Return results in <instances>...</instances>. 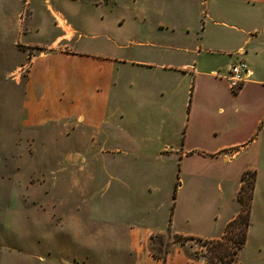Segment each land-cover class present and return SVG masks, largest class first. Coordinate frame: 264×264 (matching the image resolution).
Listing matches in <instances>:
<instances>
[{"label":"crops","instance_id":"0c3cea01","mask_svg":"<svg viewBox=\"0 0 264 264\" xmlns=\"http://www.w3.org/2000/svg\"><path fill=\"white\" fill-rule=\"evenodd\" d=\"M118 1L66 0L55 8L47 0L54 31L49 40L24 39L20 11L14 34L3 28L0 49L25 56L15 64L26 70L22 124L70 125L87 134L111 119V151L121 152L111 160V264H202L185 243L174 242L165 254L157 253L151 237L166 232L221 236L241 209V173L254 169L250 222L237 259L264 264V0H140L134 15L106 14ZM180 4L189 8L190 19L180 18ZM91 8L100 9V15ZM240 58L248 75L233 90L226 74ZM137 91L157 104L144 113L146 118H182L183 143H197L210 159L236 163L233 174L222 176L235 184L234 202L226 203L214 221L196 208L193 198L202 181L195 176L172 189L166 174H132L135 164L128 157L153 143L148 129L129 128V114L124 115L132 111L128 106Z\"/></svg>","mask_w":264,"mask_h":264},{"label":"rangeland","instance_id":"374dc122","mask_svg":"<svg viewBox=\"0 0 264 264\" xmlns=\"http://www.w3.org/2000/svg\"><path fill=\"white\" fill-rule=\"evenodd\" d=\"M79 1L85 0H70L75 4ZM132 1L119 0L120 5L106 9V14L134 15L140 11V0ZM49 2L56 8L66 0ZM46 4L47 0H0V32L4 33L3 28L7 27L6 33L14 34L16 14L20 11L21 28L27 34L24 39L26 36L51 39L54 31ZM123 4L133 7L128 9ZM183 7L180 4L178 9L182 19L188 17L189 10ZM88 11L100 15V9ZM52 16L59 24L62 22L58 13ZM33 23L39 24L40 29L35 30ZM23 57V53L9 47L0 49V264H111L114 242L111 160L117 153L121 154L111 151V119L87 134L70 125L62 128L23 125L21 89L26 70L15 65ZM129 105L132 111L128 109L124 113L129 114V128H146L153 139L142 151L128 157L136 166L132 174L139 177L166 174L172 178V189L176 181L195 176L202 181L196 185L193 198L196 208L214 221L226 203L234 202L235 184L222 176L233 174L236 163L210 159L207 153L198 150L197 143H183L182 118L161 120L157 115L146 118L144 113L156 110L157 104L138 91ZM165 142L173 144L172 147L165 148ZM117 202V207L123 206ZM127 202L132 204L133 199ZM151 238V248L161 255L174 242H180L202 264L237 262L231 251L232 243L226 238L222 247L170 232L157 233ZM225 248L230 253L220 258L215 249Z\"/></svg>","mask_w":264,"mask_h":264},{"label":"trees","instance_id":"16d2710c","mask_svg":"<svg viewBox=\"0 0 264 264\" xmlns=\"http://www.w3.org/2000/svg\"><path fill=\"white\" fill-rule=\"evenodd\" d=\"M254 179H255V170L254 169H246L241 173V183L239 186V189L237 191V198L239 199L241 203V209L240 211L236 214V216L228 221L224 227L223 233L221 236L217 238H211V239H206V238H200V237H195V236H182L179 234H176L175 236H181L184 238H191V239H197L201 240L205 243H216L218 247L223 246V239H228L229 242L232 243V253L237 256L238 251L242 247L245 238H246V232H247V227L249 224V211H250V200L252 196V190L254 187ZM178 184V181L175 182V187ZM174 187V189H175ZM248 192V194H246ZM247 196V198H244V196ZM174 195V192H173ZM238 228V229H237ZM236 233L235 236H232L229 233ZM216 246V245H215ZM217 247V246H216ZM227 247V246H226ZM215 253L221 258L225 256L227 253H230V250L225 248L224 250L220 249H215ZM236 264H240V262L237 259Z\"/></svg>","mask_w":264,"mask_h":264},{"label":"built area","instance_id":"2783aa9c","mask_svg":"<svg viewBox=\"0 0 264 264\" xmlns=\"http://www.w3.org/2000/svg\"><path fill=\"white\" fill-rule=\"evenodd\" d=\"M248 75L247 66L243 59H237L235 62L231 63L226 78L229 87L233 90L237 89L246 79Z\"/></svg>","mask_w":264,"mask_h":264}]
</instances>
